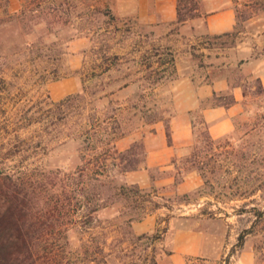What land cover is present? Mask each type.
<instances>
[{"label": "rangeland", "instance_id": "rangeland-1", "mask_svg": "<svg viewBox=\"0 0 264 264\" xmlns=\"http://www.w3.org/2000/svg\"><path fill=\"white\" fill-rule=\"evenodd\" d=\"M140 1L0 0V170H24L55 214L45 244L60 250L44 254L52 264H264V85L236 49L240 31L264 28V0H239L234 30L194 44L193 73L231 77L250 101L220 137L195 110L193 142L170 167L147 166L142 133L157 123L172 133L181 96L169 51L177 57L165 28L141 18ZM194 5L179 0L180 15ZM251 52L264 57V45ZM68 78L74 89L55 97ZM232 100L227 90L202 105ZM129 159L136 168L124 170ZM137 169L148 183L129 181ZM191 170L201 184L179 190Z\"/></svg>", "mask_w": 264, "mask_h": 264}, {"label": "crops", "instance_id": "crops-1", "mask_svg": "<svg viewBox=\"0 0 264 264\" xmlns=\"http://www.w3.org/2000/svg\"><path fill=\"white\" fill-rule=\"evenodd\" d=\"M240 3L239 0H195L194 13L179 19V0L140 1L141 18L151 24H156L159 28H165L168 42L175 50L178 72L175 86L181 96L179 109L171 118L172 141L169 142L165 126L158 123L152 135L142 133L147 148V166H172L173 156L177 150L193 142L196 127L194 123L195 110L200 108L203 119L208 123L209 133L213 137H220L235 127L236 116L244 111L246 105L249 104L250 97L242 83L235 84L231 81V77L214 75L213 72L202 76L193 73L194 44L199 42L203 35L225 34L234 30L239 21ZM171 25L174 28H171ZM240 32L244 33L245 40L236 46L240 53L239 62L245 70L252 67L264 85V57L257 52H251V49L264 45V28ZM250 37H254L253 43L246 41ZM198 46L201 45L198 44ZM200 49L206 50V55L210 56L209 53L212 51L210 47L202 45ZM212 61L209 60L208 67H214ZM246 73L248 75L251 72ZM72 89H74V80L68 78L55 84L52 91L55 97H61ZM227 90L233 95L232 101L202 105L203 99L214 96L216 92L219 94L221 91ZM134 139L136 137H133L131 141ZM127 178L131 182L143 184L150 181L149 174L143 169L129 171ZM168 181H171V177L157 179L159 183ZM201 182V176L196 170H191L185 174L177 187L181 191H186L199 186ZM194 235L196 242L201 239L198 232ZM175 254L173 253V257Z\"/></svg>", "mask_w": 264, "mask_h": 264}, {"label": "trees", "instance_id": "trees-1", "mask_svg": "<svg viewBox=\"0 0 264 264\" xmlns=\"http://www.w3.org/2000/svg\"><path fill=\"white\" fill-rule=\"evenodd\" d=\"M182 18L179 7V19ZM169 52L173 69L176 70L175 55L172 51ZM73 96L74 94H69L53 102L59 104ZM166 132L170 141L171 132L168 126ZM125 156L126 153L123 152L121 158ZM132 168L136 166L129 159L128 164H124V170ZM23 173H25L24 170H21L18 175L0 170V264H52L53 259H45L44 254L57 255L60 250L58 246L49 248L45 244V239L54 231L49 226L54 224L52 218L55 214L48 209L47 205L40 204L35 191L25 182ZM52 179H54V187L62 182L59 173H55ZM132 187V189L140 188L136 185ZM65 189L63 186L61 191ZM58 208L61 209V207ZM141 217L143 215L137 216L138 219ZM245 236V232L240 234V245L244 244ZM156 263V257L152 256L148 264Z\"/></svg>", "mask_w": 264, "mask_h": 264}]
</instances>
